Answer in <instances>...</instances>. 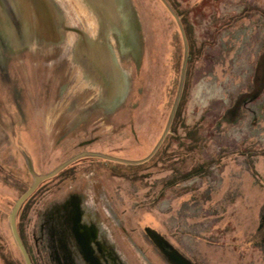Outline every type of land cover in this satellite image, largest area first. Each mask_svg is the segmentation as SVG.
Here are the masks:
<instances>
[{
    "label": "rangeland",
    "instance_id": "rangeland-1",
    "mask_svg": "<svg viewBox=\"0 0 264 264\" xmlns=\"http://www.w3.org/2000/svg\"><path fill=\"white\" fill-rule=\"evenodd\" d=\"M53 1L65 26L93 27L82 0ZM121 1L135 51L125 57L135 66L120 58L114 104H97L101 94L67 73L60 57L53 75L42 66L26 91L29 120L0 116V264H24L8 215L32 183L26 158L37 175L85 151L140 160L161 137L178 88L182 38L159 0ZM166 2L188 47L168 133L144 163L83 158L40 183L16 215L31 264L66 263L54 215L71 195L118 264H171L148 230L196 264H264V0ZM3 92L0 82V101L8 104Z\"/></svg>",
    "mask_w": 264,
    "mask_h": 264
},
{
    "label": "flooded vegetation",
    "instance_id": "flooded-vegetation-1",
    "mask_svg": "<svg viewBox=\"0 0 264 264\" xmlns=\"http://www.w3.org/2000/svg\"><path fill=\"white\" fill-rule=\"evenodd\" d=\"M82 1L93 16L94 25L89 27L84 22L80 26H66L74 29V32L66 31L72 34L71 40H67L55 25V16L61 17V9L53 0H0V82L8 97V104L0 101V116L7 122L16 124L29 120L32 99L26 91L30 90L28 87L34 88L42 66L48 68H44L46 73L50 70L49 75H53L60 57L67 73L80 75L79 79H84L101 94L97 104L108 101L114 104L118 100L120 58L123 65L132 62L135 66L125 57L135 54L131 45L133 35L121 18V11L127 10L126 3ZM120 37L129 47L128 52L121 50ZM61 47L66 49L62 54L59 53ZM22 156L24 158V154ZM70 198L54 215L55 226L64 236L57 239L58 243L63 241L69 254L65 264H118L113 252L99 239L92 218L82 213L76 196ZM165 250L168 253L170 248Z\"/></svg>",
    "mask_w": 264,
    "mask_h": 264
},
{
    "label": "water",
    "instance_id": "water-1",
    "mask_svg": "<svg viewBox=\"0 0 264 264\" xmlns=\"http://www.w3.org/2000/svg\"><path fill=\"white\" fill-rule=\"evenodd\" d=\"M159 1L163 4V6L166 8V10L169 12V14L175 20L176 25L179 29L181 38H182V42H183V60H182V65H181L178 88H177V92H176V95H175L169 116H168L166 124H165L164 130L161 134V137L159 138V140L157 141V143L155 144V146L153 147L151 152L145 158L140 159V160H133V161L132 160H125V159H121V158H117V157H113L110 155H106L103 153H97V152H81V153H78V154L68 158L67 160H65L64 162L59 164L57 167H55L50 172H48L46 174L37 175L33 172L30 161L26 158V166H27V169H28V171L32 177V183L14 201L13 206L11 207V210H10L9 215H8V224H9L10 233H11L14 244H15L24 264H31V261H30L29 255H28V253L24 247V244H23V242L19 236L17 228H16V215H17V212H18L20 206L36 190V188L39 186L40 183H42L43 181H45L47 179L54 177L56 174H58L60 171L65 169L67 166H69L73 162H75L79 159H83V158H96V159H102V160L120 163V164H126V165H138V164L144 163V162L148 161L155 154V152L159 148L160 144L162 143L163 139L165 138L166 134L168 133L172 119L174 117V114H175V111H176V108L178 105V102H179V99H180V96H181L182 88H183L185 71H186V63H187V57H188V47H187V41L185 38V34L183 31L182 25H181L178 17L176 16V14L172 10V8L169 6V4L166 2V0H159ZM55 17H56L55 25H56L57 29L59 28L63 32H66V31L74 32V29H71L70 27H66L63 24V22L61 21V19L58 15H56ZM148 231H149V233L152 234V240H153L154 244H156L160 248H161V245H163L165 248H170V251L168 253L166 252L165 256L171 264H192L187 259H185L182 255H180L177 251H175L166 241H163L157 234L154 233V231H152V230H148Z\"/></svg>",
    "mask_w": 264,
    "mask_h": 264
}]
</instances>
